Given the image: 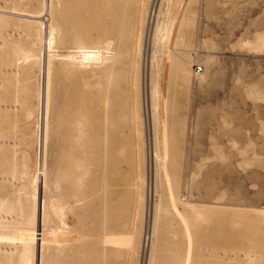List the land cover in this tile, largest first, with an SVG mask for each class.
I'll use <instances>...</instances> for the list:
<instances>
[{
  "label": "rangeland",
  "instance_id": "374dc122",
  "mask_svg": "<svg viewBox=\"0 0 264 264\" xmlns=\"http://www.w3.org/2000/svg\"><path fill=\"white\" fill-rule=\"evenodd\" d=\"M126 2L125 27L114 33L113 63L127 68L121 104L126 127L123 149L129 152L132 141H140L136 132L143 113L141 67L137 59L143 18L139 9L141 0ZM22 6L26 11L21 15L13 11L16 6L11 3L6 8L0 7L1 15L18 21L11 25L0 17V100L2 89H6L12 93L7 101L13 103V99H18L16 104L20 108L17 116L0 120V144L18 141L17 154L23 156L24 146L32 145V133H25L32 103L27 102L28 97L24 98L22 92L15 97L14 88L24 89L31 84L29 78L39 70L34 56L42 54L50 37L40 32L31 35L37 15L40 18L36 23L47 22L40 11L41 0H23ZM170 10L175 20L170 28L171 42L160 43L166 48L159 49L163 55L160 54L161 63L155 71L160 85L157 127L163 147L169 153L166 158L169 164H163L168 165L163 174L162 197L174 208L181 193L189 194V199L207 207V211L202 217L171 220L168 224L160 219L154 233V239L157 241L158 237L160 241L155 242L153 264L167 261V264H251L248 258L253 256L257 257L253 264H264V214L260 212L264 210V45L261 44L264 40L257 38L264 33V0H171ZM13 28L25 29L26 37L7 39L5 34ZM67 46L71 48V43ZM197 66L202 71L198 72ZM14 68L21 73L5 80L8 71ZM55 76L54 73L52 86L58 85L59 78ZM9 79L19 82H8ZM59 109L58 105L55 111ZM150 133L148 128V136ZM56 149L59 154L58 144ZM31 150L34 152V147ZM33 158L36 160L35 155ZM22 160L24 157L14 166H0L4 172L0 175L2 179L9 171H15L13 194L17 198L29 197L33 191L28 184L31 166L22 165ZM123 166L128 173V164ZM133 169L135 176L126 179V191L116 203L114 214L119 217L129 252L135 256L136 264H140L143 201L142 195L129 194L130 186L134 191L139 189L140 168L133 166ZM60 170L61 166L51 162L45 166V206L49 205L53 172L60 174ZM58 189L60 186L56 185ZM84 200L80 194L76 197L68 190L60 204L66 207L65 203L70 201L75 207L77 218L71 214L68 217L76 238L83 236L90 223V211ZM40 228L35 229L38 238L43 235ZM27 253L21 250L18 264L28 262ZM74 263L83 264L81 260Z\"/></svg>",
  "mask_w": 264,
  "mask_h": 264
},
{
  "label": "bare ground",
  "instance_id": "6f19581e",
  "mask_svg": "<svg viewBox=\"0 0 264 264\" xmlns=\"http://www.w3.org/2000/svg\"><path fill=\"white\" fill-rule=\"evenodd\" d=\"M126 1L41 0L40 11L47 22L45 25L36 23L40 18L37 15L31 35L47 33L50 40L42 54L34 56L35 67L39 70L29 78L31 84L24 89L14 88V96L22 92L24 98L28 97L27 102L32 103L25 131L32 133V145L24 146L22 156L17 154L18 141L0 144V166H14L22 157L21 164L31 166L28 184L33 191L29 197L17 198L13 194L17 180L15 171H9L3 179L0 177V264H18L21 250L28 251V262L24 261V264H75L78 260L83 264H136L119 217L114 214L116 203L126 191V179L135 176L133 166L140 168L137 172L139 189L134 191L130 186L129 194L142 195L143 201L140 264H153L155 242L160 241L158 237L159 241L154 239V233L160 219L166 223L188 220L202 217L207 211V207L189 199V194L181 193L174 208H170L162 197L163 174L169 164L166 159L169 153L163 147L157 127L160 85L155 71L157 64L161 63L160 54L163 55L159 49L166 48L160 43L167 45L171 42L170 28L175 23L170 14L171 0L140 2L143 23L137 59L141 67L143 113L136 132L140 141H132L129 152L123 149L126 127L121 97L127 68L125 65L116 67L113 60L116 57L114 33L125 27ZM7 3L16 6L13 11L17 15L26 11L23 0L0 1V7L6 8ZM0 17L11 25L18 22L1 14ZM24 30L13 28L5 34L6 38L22 40L26 37ZM257 38L263 41L264 33ZM69 42L71 48L67 46ZM20 73V69L14 68L4 79L15 78ZM54 73L56 79L59 78L56 86H52ZM9 80L19 82L18 79ZM11 94L2 89L0 120L5 121L3 118L20 113L16 104L18 99H13V103L7 101ZM58 105L60 109L55 111ZM148 128H151L149 136ZM56 144L60 148L59 154ZM48 162L61 166V170L60 174L53 172L55 179L50 185L49 205L45 206L43 195L47 191L45 166ZM124 163L129 166L128 173L124 170ZM165 163L168 164L164 166ZM2 173L0 171V175ZM56 185L60 186L58 191ZM68 190L76 197L83 196L84 205L90 211V223L81 238L73 235L74 227L68 217L71 214L72 218H77L75 207L70 201L65 203L68 204L66 207L60 206L63 193ZM260 212L264 214V210ZM39 227L43 229V235L38 238L35 229ZM254 257L257 258H248V262L252 260L250 263L253 264Z\"/></svg>",
  "mask_w": 264,
  "mask_h": 264
},
{
  "label": "built area",
  "instance_id": "2783aa9c",
  "mask_svg": "<svg viewBox=\"0 0 264 264\" xmlns=\"http://www.w3.org/2000/svg\"><path fill=\"white\" fill-rule=\"evenodd\" d=\"M197 70L201 71L202 70L201 66H197Z\"/></svg>",
  "mask_w": 264,
  "mask_h": 264
}]
</instances>
